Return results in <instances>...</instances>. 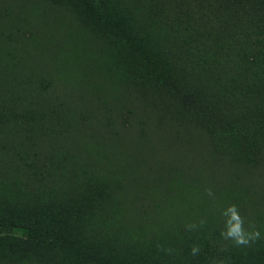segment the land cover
Returning a JSON list of instances; mask_svg holds the SVG:
<instances>
[{"label":"rangeland","instance_id":"rangeland-1","mask_svg":"<svg viewBox=\"0 0 264 264\" xmlns=\"http://www.w3.org/2000/svg\"><path fill=\"white\" fill-rule=\"evenodd\" d=\"M124 5L0 0V264H264V120L182 50L161 84L122 78ZM230 204L261 240L222 238Z\"/></svg>","mask_w":264,"mask_h":264},{"label":"trees","instance_id":"trees-1","mask_svg":"<svg viewBox=\"0 0 264 264\" xmlns=\"http://www.w3.org/2000/svg\"><path fill=\"white\" fill-rule=\"evenodd\" d=\"M130 1L125 0L123 22L135 39L123 44L126 37L121 38L117 67L123 70L122 78L124 68L142 63L140 72L161 84L169 75L180 74L181 54L176 51L182 50L195 58L190 64L205 76L222 78L218 87L226 99L244 106L250 118L264 120V0H132V7ZM124 51L130 59L125 60ZM126 79L132 85L139 81L133 70L126 73ZM243 131L249 138H243L244 147L251 155L253 141L264 133ZM48 171L50 175L52 163Z\"/></svg>","mask_w":264,"mask_h":264},{"label":"clouds","instance_id":"clouds-1","mask_svg":"<svg viewBox=\"0 0 264 264\" xmlns=\"http://www.w3.org/2000/svg\"><path fill=\"white\" fill-rule=\"evenodd\" d=\"M207 195L212 196V189H205ZM222 216L225 218L224 230L221 232V236L225 240H230L237 247H250L257 241L262 239L261 231L255 226V224H249L245 227V218L241 216L238 207L235 204H230L227 208L223 209ZM206 223L203 219L200 221V225ZM189 230H194L197 225L190 224L187 226ZM160 251L167 254H172V248L160 247ZM201 249L199 245H193L191 248V254L196 256L200 253ZM222 264V262H221Z\"/></svg>","mask_w":264,"mask_h":264}]
</instances>
